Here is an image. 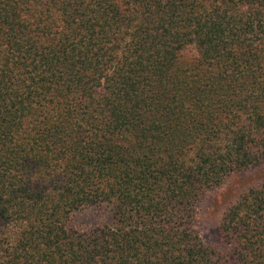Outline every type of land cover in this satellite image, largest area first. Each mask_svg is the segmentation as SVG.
<instances>
[{"label": "trees", "instance_id": "16d2710c", "mask_svg": "<svg viewBox=\"0 0 264 264\" xmlns=\"http://www.w3.org/2000/svg\"><path fill=\"white\" fill-rule=\"evenodd\" d=\"M0 264H264V0H0Z\"/></svg>", "mask_w": 264, "mask_h": 264}, {"label": "rangeland", "instance_id": "374dc122", "mask_svg": "<svg viewBox=\"0 0 264 264\" xmlns=\"http://www.w3.org/2000/svg\"><path fill=\"white\" fill-rule=\"evenodd\" d=\"M188 56L195 54L193 46L187 49ZM253 174L244 175V177L239 178V176H231L223 186L222 189L209 193V198L205 201L204 216L201 220L200 231L204 239L208 243H213L215 239V222L216 218L212 216L214 212L213 207L219 203H224L229 201L230 197L233 195L235 187L238 185L240 187L243 184H247L251 179L253 180ZM109 212L106 208L101 209H87L77 213L75 216V221L79 225H91L94 222L102 221L106 213Z\"/></svg>", "mask_w": 264, "mask_h": 264}]
</instances>
